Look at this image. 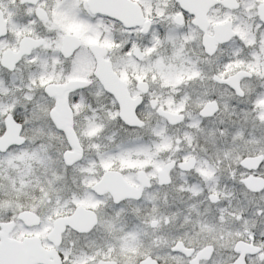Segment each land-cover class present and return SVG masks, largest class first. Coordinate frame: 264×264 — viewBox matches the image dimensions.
I'll return each instance as SVG.
<instances>
[{
  "label": "snow or ice",
  "instance_id": "6c2138e0",
  "mask_svg": "<svg viewBox=\"0 0 264 264\" xmlns=\"http://www.w3.org/2000/svg\"><path fill=\"white\" fill-rule=\"evenodd\" d=\"M0 264H264V0H0Z\"/></svg>",
  "mask_w": 264,
  "mask_h": 264
}]
</instances>
